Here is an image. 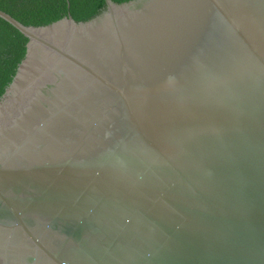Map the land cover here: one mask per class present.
<instances>
[{
    "label": "water",
    "instance_id": "water-1",
    "mask_svg": "<svg viewBox=\"0 0 264 264\" xmlns=\"http://www.w3.org/2000/svg\"><path fill=\"white\" fill-rule=\"evenodd\" d=\"M105 4L0 9V264H264V0Z\"/></svg>",
    "mask_w": 264,
    "mask_h": 264
},
{
    "label": "trees",
    "instance_id": "trees-1",
    "mask_svg": "<svg viewBox=\"0 0 264 264\" xmlns=\"http://www.w3.org/2000/svg\"><path fill=\"white\" fill-rule=\"evenodd\" d=\"M120 3L125 0H113ZM105 0H0V9L25 25H45L64 16L85 19L101 12ZM26 40L0 17V87L10 73Z\"/></svg>",
    "mask_w": 264,
    "mask_h": 264
}]
</instances>
